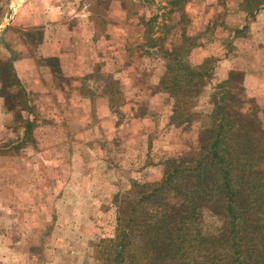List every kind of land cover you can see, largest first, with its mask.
Listing matches in <instances>:
<instances>
[{
  "label": "rangeland",
  "instance_id": "374dc122",
  "mask_svg": "<svg viewBox=\"0 0 264 264\" xmlns=\"http://www.w3.org/2000/svg\"><path fill=\"white\" fill-rule=\"evenodd\" d=\"M53 1L65 11L61 19L30 26L22 16L17 19L18 8L29 5L0 0V255L4 264H148L132 240L135 231L123 233L124 218L138 205L127 204L124 197L137 200L138 185H159L178 167L191 170L174 173L171 186L181 181L187 192L198 185L195 166L208 150L200 149L201 137L204 143L214 140L205 135L215 127L208 100L221 92L215 76L219 62L233 60L236 67L228 69L227 79L232 73L234 82L228 90L238 95V112L255 111L264 131V108L243 85L246 76L264 81V51L232 45L242 38L263 47L264 33H251L255 27L249 24L264 12V0ZM86 21L92 28L87 37L77 29H84ZM200 46L204 50L199 52ZM170 52L180 61L165 54ZM76 89L95 96L91 120L78 135L73 129ZM138 89L144 97L156 90L169 96L173 126L161 121L149 100L138 103ZM103 95L114 115L110 125L101 117ZM235 101L228 109L236 107ZM148 114L149 122L143 118ZM153 123V132L138 148L128 135ZM237 171H230L233 182ZM250 187L252 194L264 193V185ZM262 205L255 220L264 222ZM216 209L196 221L203 236L215 238L227 228L224 206ZM129 218L133 228L140 222ZM38 235L40 247L34 240ZM27 249L35 252L31 258ZM186 262L207 261L189 256Z\"/></svg>",
  "mask_w": 264,
  "mask_h": 264
},
{
  "label": "trees",
  "instance_id": "16d2710c",
  "mask_svg": "<svg viewBox=\"0 0 264 264\" xmlns=\"http://www.w3.org/2000/svg\"><path fill=\"white\" fill-rule=\"evenodd\" d=\"M165 54L180 61L175 53ZM233 82L230 73L228 80L218 87L221 92L211 95L215 127L205 136L214 140L204 143L201 137L200 149L208 150L204 160L195 166L200 177L198 185H192L187 192H182L187 185L181 181L171 186L174 173L191 170L178 167L167 173L159 185H138L137 200L124 197L127 204L138 205L124 218L128 220L123 233L135 231L132 240L138 241V255L148 264H167L177 259L187 264L189 256L207 261L202 264H217V260H223L222 264H264V222L255 220L263 206L264 193L252 194L250 187L253 182L264 185V131L258 127L255 111L246 115L238 112V95L228 90ZM185 85H190L189 81ZM185 98L189 100L187 94ZM234 101L236 107L228 109L229 102L233 105ZM208 163L211 164L204 171ZM234 169H238V180L233 182L229 175ZM218 206H224L229 219L227 228L215 238L203 236L196 221L204 211L217 212ZM130 216L140 220L135 228L129 226ZM123 248L128 254L129 249Z\"/></svg>",
  "mask_w": 264,
  "mask_h": 264
},
{
  "label": "crops",
  "instance_id": "0c3cea01",
  "mask_svg": "<svg viewBox=\"0 0 264 264\" xmlns=\"http://www.w3.org/2000/svg\"><path fill=\"white\" fill-rule=\"evenodd\" d=\"M71 2H73V4L78 3L79 2L76 0H71ZM35 4V5H34ZM61 3H56L53 0L49 1V0H23V5H29V9H24V11L17 10V19H20V16L22 21L28 23V25L30 26H37V25H42L43 21H47V20H59L61 19L63 12L60 11L59 6ZM33 6V9H31L30 7ZM58 8V9H57ZM62 13V14H61ZM58 14V16H57ZM77 14L80 16H86V14H84L82 11H78ZM47 23H45L46 25ZM50 25H46V27H48ZM249 26H254L255 28L250 27V31L251 33H264V12H261L260 14H258L256 17H254V19L251 20ZM78 31L81 33V35L86 36L89 33V30L92 28L89 27L88 22L86 21V25L84 27V29L82 28V26H79ZM66 31V30H64ZM91 44L88 40H86V46L89 47ZM234 47H237L239 45H242L243 48L247 47V51H250L252 53L254 52H263L264 51V44L262 45L263 47H260L259 45V41L256 42H250V41H245L242 38H236L232 44ZM86 47V49H87ZM204 48L203 47H199L198 51H203ZM233 51V49H232ZM205 52V51H204ZM79 64L76 65V68L78 70L80 69V63H82V61H77ZM233 64V60L229 63V62H219L218 63V68L216 69V74L215 76L217 77L216 81L220 82V84L226 82L227 79V74L229 70H233L232 67ZM235 66V65H234ZM169 66H166L165 68L167 69ZM225 67V68H222ZM236 67V66H235ZM229 69V70H228ZM81 74V71L78 72ZM87 73L88 70H87ZM87 77L89 75L85 74ZM260 77L261 74L258 73L257 75L253 76L254 78ZM264 76V73H263ZM154 85L157 87L159 84V80L154 81L153 82ZM244 88L246 91V94L248 97H250L251 99H254V101L260 106L264 108V81L259 82V79H251V77L246 76L245 81H244ZM143 90H145V88H143ZM79 89H76V99L78 101V106L79 108L77 109V115H76V126L73 127V129H75L76 134L78 135L80 133V127L82 125L88 126L89 121L91 120V116H92V111L94 112V102L93 99L95 98L94 95L90 96L89 94L84 95L79 93ZM144 92V91H143ZM143 92L139 91L138 89V103H140V101H142L143 99L145 100H149L150 105H152V107H155L153 109H156V111H159L158 116H160L161 121L166 122V125H168V127L173 126V123H171V117L174 114V110L175 108L172 106L171 101L166 94H164V92H160V91H155L154 93H150L147 97L142 96ZM205 92L204 94L200 97V103L199 106H201V104L204 103V99L206 98L205 96ZM211 96V95H210ZM209 96V100L208 103L212 106V111L211 113H213L214 110V106L212 105L211 102V97ZM102 104L100 106L101 108V117L102 120L106 123H108V125H110V123L112 122V117H114L113 113H111L110 108L106 105L105 101V95H103L100 99H99ZM162 101V102H161ZM160 106H163L162 109L160 108ZM151 107V108H152ZM264 110V109H262ZM156 113V112H155ZM161 114V115H160ZM109 115L111 118H109ZM154 117L155 114H152ZM212 115V114H211ZM149 116H151L150 114L144 116L143 118L148 120ZM139 120V118H138ZM154 120V119H153ZM153 127L151 126L150 129H145L142 128L140 131L137 132V134H134V132L130 133L128 135V138L131 139L132 142H138V148L141 144H143L144 138H148L149 133L153 132V129L155 127L154 123L152 124ZM119 128H122V125H120ZM72 129V130H73ZM150 137V136H149ZM152 138L150 137V140ZM172 147V146H171ZM35 242L37 243V245L40 247L41 246V237L40 235H38V237L36 239H34ZM29 240H22V243L24 245H26L27 247L29 246L28 243ZM38 247V248H39ZM23 253H25V250L23 251ZM35 252H32L31 250L27 249V252L25 255H28L29 258H31L33 256ZM6 261L5 256L0 255V264H4ZM26 264H29L26 263Z\"/></svg>",
  "mask_w": 264,
  "mask_h": 264
}]
</instances>
